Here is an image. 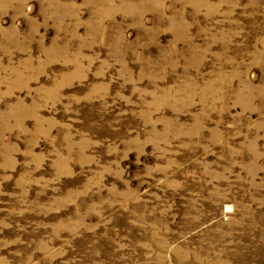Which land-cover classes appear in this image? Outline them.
I'll return each mask as SVG.
<instances>
[{
	"label": "rangeland",
	"instance_id": "374dc122",
	"mask_svg": "<svg viewBox=\"0 0 264 264\" xmlns=\"http://www.w3.org/2000/svg\"><path fill=\"white\" fill-rule=\"evenodd\" d=\"M0 264H264V0H0Z\"/></svg>",
	"mask_w": 264,
	"mask_h": 264
}]
</instances>
